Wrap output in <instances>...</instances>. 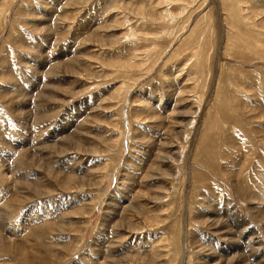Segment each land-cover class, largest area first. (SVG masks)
<instances>
[{
    "label": "rangeland",
    "instance_id": "obj_1",
    "mask_svg": "<svg viewBox=\"0 0 264 264\" xmlns=\"http://www.w3.org/2000/svg\"><path fill=\"white\" fill-rule=\"evenodd\" d=\"M234 1L0 0V264H264V0Z\"/></svg>",
    "mask_w": 264,
    "mask_h": 264
},
{
    "label": "bare ground",
    "instance_id": "obj_2",
    "mask_svg": "<svg viewBox=\"0 0 264 264\" xmlns=\"http://www.w3.org/2000/svg\"><path fill=\"white\" fill-rule=\"evenodd\" d=\"M233 1H234V0H233ZM235 1H236V0H235ZM235 1H234V2H235ZM238 1H239V0H237V2H238ZM257 1H258V0H257ZM259 2H260V1H258V3H259ZM261 3H262V2H261ZM11 4H12V3H11ZM235 5H236V4H235ZM251 5H255V4H251ZM256 5H258V4H256ZM6 6H7V5H6ZM238 7L242 8V10L239 8L238 11L241 10L240 13L242 12L243 15H245V14L247 13V12H244L243 10H245V11L248 10V11H249V9H250V5H249L248 3H247V5H240V4H238ZM245 8H246V9H245ZM251 10H253V8H251ZM259 10H260V9H259ZM229 11H230V10H229ZM257 11H258V10H257ZM261 11H262V10H261ZM253 13H254V12H252V14H253ZM255 14H256V13H255ZM227 15H228V14H227ZM243 15H242V16H243ZM259 15H260V14H259ZM93 16H94V15H93ZM144 17H145V16H144ZM243 17H244V16H243ZM249 17H250V16H249ZM263 17H264V16H263ZM251 18H252V15H251ZM254 18H256V16H255ZM230 19H231V18H230ZM240 19H241V18H240ZM260 19H261V18H260ZM246 20H249V19H246ZM249 21H250V20H249ZM229 22H230V21H229ZM230 23H231V22H230ZM85 24H86V23H85ZM89 24H90V23H89ZM234 24H235V23H234ZM256 24H257V23H256ZM263 24H264V23H263ZM86 27H87V26H86ZM233 27H234V26H233ZM236 27H237V26L235 25V28H236ZM237 28H239V27H237ZM231 29H232V28H231ZM255 30H256V29H255ZM253 31H254V30H253ZM133 32H134V31H133ZM230 32H231V31H230ZM239 32H241V31H239ZM245 32H246V31H245ZM243 33H244V32H243ZM243 33H242V34H243ZM258 34L260 35V33H258ZM233 36H234V34H233ZM197 37H198V36H197ZM197 37H196V40H197ZM236 37H239V35H237ZM244 37H245V38H241L240 42H245V44L248 42V44H250L251 42L253 43V42L255 41L254 39H253L254 41H252V36L250 37V35L247 34V33H245V36H244ZM253 37H254V36H253ZM233 38H234V37H233ZM256 38H257V37H256ZM116 40H117V39H116ZM119 40H120V39H119ZM260 40H261V39H260ZM199 41H200V40H199ZM231 41H232V40H231ZM258 41H259V40H258ZM237 43H238V42H237ZM252 43H251V44H252ZM254 43H256V42H254ZM232 44H235V43L232 42ZM259 45H261V43H259ZM263 45H264V44H263ZM244 46H245V45H244ZM257 46H258V45H256V47H257ZM241 47H242V46H241ZM250 47H251V46H250ZM154 48H155V47H154ZM154 48H153V49H154ZM237 48H238V47H237ZM247 49H248V48H247ZM239 50H240V49H239ZM251 50H253V48H251ZM234 52H235V51H234ZM148 54H149V53H148ZM145 56H146V55H145ZM6 71H8V70H6ZM48 71H49V70H48ZM49 74H50V72H49ZM60 89H61V88H60ZM60 89H59V90H60ZM45 93H46V92H45ZM229 101H230V100H229ZM223 110H224V109H223ZM225 111H226V110H225ZM239 119H240V118H239ZM232 121H233V120H232ZM225 137H226V136H225ZM1 142H2V141H1ZM1 146H2V145H1ZM22 147H23V146H22ZM63 148H64V147H63ZM60 150H61V149H60ZM29 153H30V152H29ZM213 154H214V150H213ZM24 155H25V154H24ZM26 155H27V154H26ZM205 158H206V157H205ZM46 160H47V159H46ZM35 161H36V160H34V162H35ZM37 161H38V160H37ZM37 161H36V162H37ZM205 161H206V160H205ZM30 162H31V161H30ZM44 162H45V159H44ZM44 162H42V163H44ZM31 163H32V162H31ZM37 163H38V162H37ZM38 166H44V165H42V164L39 163ZM44 167H45V166H44ZM47 170H48V169H47ZM3 173H4V171H3ZM32 187H33V186H32ZM29 193H30V192H29ZM36 194H37V193H36ZM0 195H1V194H0ZM10 200H11V199H10ZM2 202H3V201H2ZM0 208H1V207H0ZM2 208H3V207H2ZM3 209H4V208H3ZM0 210H1V209H0ZM5 210H6V209H5ZM5 210H3V212H4ZM37 211H38V210H37ZM76 211H77V210H76ZM3 212H1V213H3ZM6 212H7V210H6ZM1 213H0V232H2L3 227H4V224H6L5 222H3V221H4V217H3L4 214L2 215ZM6 215H7V214H6ZM6 215H5V216H6ZM22 215H23V214H22ZM6 222H7V221H6ZM10 223H11V222H10ZM10 223H9V224H10ZM58 223H59V222H58ZM9 224H6V226L9 225ZM41 224H42V223H41ZM39 225H40V224H39ZM79 225H80V224H79ZM12 226H13V224H12ZM7 227H9V226H7ZM7 227H6V228H7ZM11 228H12V227H11ZM19 228H20V227H19ZM4 229H5V227H4ZM13 229H14V228H13ZM5 230H6V229H5ZM3 231H4V230H3ZM7 231H8V230H7ZM30 232H31V231H30ZM2 233H3V232H2ZM2 233L0 234V241H3V243H5V245H8V246H9V247H8L9 249H11V250H13V251L16 252V248H17L18 245L15 244V241L12 243V241H8V239H7V240L4 239V238H5V235L3 236ZM4 234H5V233H4ZM49 234H50V233H49ZM6 237L8 238V236H6ZM10 237H11V236H10ZM10 237H9V238H10ZM37 238H38V237H37ZM37 238H36V239H37ZM38 239H39V238H38ZM10 240H11V239H10ZM40 240H41V239H40ZM43 240H44V239H43ZM19 242H20V241H19ZM27 242H28V241H27ZM46 242H47V241H46ZM46 242H45V243H46ZM3 243H1V244H3ZM16 243H18L17 240H16ZM19 245H20V244H19ZM183 245H184V244H183ZM61 246H62V245H61ZM4 247H5V246H4ZM4 247H3V248H4ZM185 247H186V244H185ZM18 248L20 249V247H18ZM46 250H47V249H46ZM5 251H6V250H5ZM21 251H22V250H21ZM47 251H48V250H47ZM27 252H28V250H27ZM49 252H50V251H49ZM66 252H67V251H66ZM20 253H21V252H20ZM23 254H24V253H23ZM23 254H22V255H23ZM27 254H29V252H28ZM22 255H21V256H22ZM25 256H26V255H24V257H25ZM84 256H85V255H84ZM26 257H27V256H26ZM26 257H25V258H26ZM56 257H57V256H56ZM22 259H23V258H22ZM26 259L30 260L29 257H27ZM85 261H86V260H85ZM145 261H146V260H145ZM83 263H84V262H83ZM190 263H191V262H190Z\"/></svg>",
    "mask_w": 264,
    "mask_h": 264
}]
</instances>
